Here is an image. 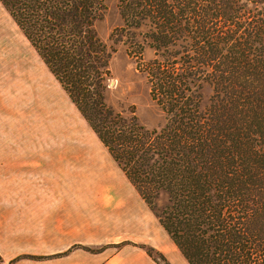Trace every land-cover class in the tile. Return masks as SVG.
<instances>
[{
  "label": "trees",
  "instance_id": "1",
  "mask_svg": "<svg viewBox=\"0 0 264 264\" xmlns=\"http://www.w3.org/2000/svg\"><path fill=\"white\" fill-rule=\"evenodd\" d=\"M109 1L0 4L188 264H264V0H114L112 46L95 31ZM141 27L155 129L106 103L114 46L135 54Z\"/></svg>",
  "mask_w": 264,
  "mask_h": 264
},
{
  "label": "rangeland",
  "instance_id": "2",
  "mask_svg": "<svg viewBox=\"0 0 264 264\" xmlns=\"http://www.w3.org/2000/svg\"><path fill=\"white\" fill-rule=\"evenodd\" d=\"M106 7L95 31L112 46L110 34L122 25V20L116 1L107 2ZM131 33L139 46L135 54L123 43L114 46L106 103L124 115L133 110L140 124L155 129L163 124V114L149 96V85L140 67L153 60L155 52L146 38L147 28ZM209 94L205 90V95ZM93 158L100 166L95 178L82 176ZM101 170L108 183L102 182ZM16 176L45 181L41 185L50 190L123 191L135 202L134 210L122 212L123 218H136L141 225L139 232L126 225L117 226L116 207L99 204L91 211L83 210L96 216L97 233L102 235L101 244L89 247L90 251L107 249L116 253L123 246L116 247L118 243L124 242L129 248L146 244L161 251L171 264H187L0 4V178L5 182ZM136 258L142 264H156L143 252Z\"/></svg>",
  "mask_w": 264,
  "mask_h": 264
},
{
  "label": "crops",
  "instance_id": "3",
  "mask_svg": "<svg viewBox=\"0 0 264 264\" xmlns=\"http://www.w3.org/2000/svg\"><path fill=\"white\" fill-rule=\"evenodd\" d=\"M7 180L2 182L0 178V263L112 264L125 261L126 264H142L136 256L147 253L135 245L129 248L124 244L116 253L83 248L102 242V235L97 233L96 216L83 212L99 204L116 207L118 227L126 225L139 232L141 225L136 218H123L125 209L131 212L135 208V202L123 191H60L50 190L41 185L45 181L29 177H8ZM33 256L41 258L33 259Z\"/></svg>",
  "mask_w": 264,
  "mask_h": 264
},
{
  "label": "bare ground",
  "instance_id": "4",
  "mask_svg": "<svg viewBox=\"0 0 264 264\" xmlns=\"http://www.w3.org/2000/svg\"><path fill=\"white\" fill-rule=\"evenodd\" d=\"M75 160V162H76V165H77V167H78V165H79V161L75 158L74 159ZM100 166H99V164L97 163V160L95 159V158H93V159H91L90 160V165H86V171H84V174L83 173H81V175L82 176H85V177H93V178H95V176L94 175H96L97 174V168H99ZM100 170V169H99ZM100 175H102V182H104V183H108V180H106V177L103 175V172H102V170H101V173H100Z\"/></svg>",
  "mask_w": 264,
  "mask_h": 264
},
{
  "label": "built area",
  "instance_id": "5",
  "mask_svg": "<svg viewBox=\"0 0 264 264\" xmlns=\"http://www.w3.org/2000/svg\"><path fill=\"white\" fill-rule=\"evenodd\" d=\"M0 264H4V263H0Z\"/></svg>",
  "mask_w": 264,
  "mask_h": 264
}]
</instances>
